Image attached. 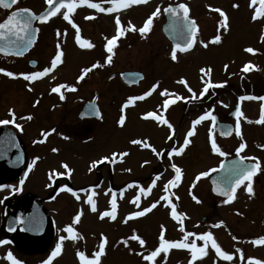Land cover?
Masks as SVG:
<instances>
[{
	"label": "flooded vegetation",
	"instance_id": "af4514ba",
	"mask_svg": "<svg viewBox=\"0 0 264 264\" xmlns=\"http://www.w3.org/2000/svg\"><path fill=\"white\" fill-rule=\"evenodd\" d=\"M6 3L10 7L0 5V22L21 8L37 15L50 6L51 0L45 1L42 8L38 6L41 2L26 4L24 0H7ZM69 3L63 4L48 20L36 23L37 38L26 52L0 53V132L13 138L14 154L9 172L0 177L2 232H6L5 221L9 216L18 210L23 215L29 213L33 202L45 206V202L55 201L58 196L80 201L90 196L91 187L102 188L104 177L94 184L86 180L74 182L76 165L90 169L89 165H123L132 159V165H151V173L141 180L181 185L190 180V165H201L208 150L210 155H218L214 160L216 167L212 168L215 172L223 161L240 155L221 147L235 144L233 147L237 148L235 132L242 128L243 117L246 129L240 133L250 151L248 156H240L255 165L256 170L233 194L211 195L216 202L233 205V199L241 191L246 193L243 199L250 200L258 193L256 186L264 188V67L251 64L246 69L262 70L257 85L249 79L241 93H236L237 88L230 92L224 88L214 94L219 97L217 100L205 97L226 83L216 80L215 68H210L209 76L201 67L193 73L184 71L185 68L153 65V0H70ZM190 12L189 7V17L194 19ZM195 22L198 28L190 52L198 45L199 25ZM69 38L72 40L69 46L86 51L89 57L96 54L73 74L59 72L67 61L65 48ZM164 38L168 42L166 54L181 57L190 53L177 51L165 35ZM124 71L137 73L132 84L122 80ZM168 80L184 91L175 94L164 90ZM196 85H200L198 91ZM124 90L131 92L126 95ZM197 92L200 97L193 98ZM86 104L90 105L92 116H81ZM237 108L239 114L234 117ZM108 111H111L110 128L114 126L117 134V149L111 153H107ZM216 118L234 125L231 136L219 134ZM91 148L99 156L83 157ZM55 151L70 153L71 159L59 158L40 165ZM166 169L174 172L173 177L163 180ZM200 176L194 177V185ZM47 211L50 212L49 208ZM232 211L239 215L243 212L239 207H233ZM173 214L184 218L187 211L180 209L177 202ZM50 218L49 213V226ZM16 232L43 240L18 229ZM198 236H204L203 241L191 245L199 254L210 252L213 264H236L234 253L224 242V238L233 239L230 232L218 225L213 232L200 231ZM1 237L0 249L12 244ZM248 240L245 261L248 264L259 259L264 261V255L254 251L264 247V234L254 233ZM182 245L190 252V244L183 242ZM248 248L253 252L247 256ZM51 261L44 259L38 264H52Z\"/></svg>",
	"mask_w": 264,
	"mask_h": 264
},
{
	"label": "rangeland",
	"instance_id": "374dc122",
	"mask_svg": "<svg viewBox=\"0 0 264 264\" xmlns=\"http://www.w3.org/2000/svg\"><path fill=\"white\" fill-rule=\"evenodd\" d=\"M24 1L26 4L41 2L38 6L42 8L47 0ZM180 2L189 5L190 16L199 25L198 45L187 55L171 57L166 54L165 45L168 42L161 29L165 20L163 9L169 4ZM153 18V65L165 64L193 73L201 67L209 76L210 70L215 68L216 80L226 82L224 87L211 90L205 96L215 100L219 97L214 94L224 88L228 92L237 88V94L245 91L244 86L249 79L257 85L262 70L246 69L251 64L264 67V0H153ZM70 42L72 40L67 39V61L59 72L72 73L81 68L85 60L96 56L89 57L86 51L69 46ZM126 56L127 50L124 51L125 67L128 66ZM169 81L163 85L164 90L175 94L184 91ZM198 86H195L196 91L199 90ZM124 92L127 95L131 91ZM199 95L197 92L193 98ZM186 96L191 98L190 95ZM110 113L107 112V153L117 149V134L114 126L110 128ZM240 120L242 128L235 132L237 148L233 147L235 144L229 143L222 146L221 150L248 156L249 144L240 133L246 129L245 117ZM69 154L55 151L40 165H47L59 158L71 159ZM94 154V148H91L83 157ZM222 157L223 154L220 159ZM215 158L218 155L212 156L207 150L206 159L201 161V165H190V180L170 186L168 191L172 195L167 192L164 198L161 189L166 187L151 180H141V177L151 173V165H132V159L123 165H89L90 169L85 165H76L74 182L86 180L94 184L104 177L102 188L95 190L91 187L90 196L80 201L58 196L55 201L45 202V207L50 211L51 224L43 240L29 238L16 231L10 235L6 230L2 232L0 212V236L12 243L0 249V264H22L20 259L28 264H38L52 257V264H213L210 252L202 255L192 249L195 253L193 256L187 248L181 250L176 244L185 242L192 246V242H202L204 236H198V232H213L218 225L234 236L229 241L224 238L225 247L234 253L233 263L248 264L245 261L248 236L264 234V188L256 186L258 193L250 200L243 199L246 193L241 191L233 199V205L216 202L208 181L214 170L211 168L216 167ZM165 173L163 180L173 177L174 172L166 169ZM198 175L201 176L194 185L192 181ZM170 199H176L180 209L187 211L186 218L174 220L169 211ZM233 207H239L242 214L234 213ZM186 231H189L188 236L185 235ZM254 251L259 256L264 255L263 246ZM250 252L253 250L248 248L247 256ZM253 264H264V261L259 259Z\"/></svg>",
	"mask_w": 264,
	"mask_h": 264
},
{
	"label": "water",
	"instance_id": "95a60500",
	"mask_svg": "<svg viewBox=\"0 0 264 264\" xmlns=\"http://www.w3.org/2000/svg\"><path fill=\"white\" fill-rule=\"evenodd\" d=\"M13 2L14 0H9ZM7 0H0V5L8 6ZM70 0H52L50 6L35 15L28 8H21L11 12L0 22V53L22 54L34 43L38 35L36 23H41L51 18L59 11L63 4H70ZM165 23L162 31L173 46L186 52L195 44V32L198 28L194 19L189 17V8L185 3L168 5L163 10ZM134 71H124L121 74L126 84H132L135 80ZM238 110L233 113L237 116ZM81 116H92L90 105L86 104L81 111ZM217 131L223 137H229L233 133V125L221 122L217 118ZM14 161L13 138L9 134L0 132V177H4L10 170ZM255 165L237 156L222 163L217 172L209 178L213 195L226 197L239 188L248 176L254 174ZM36 203V204H35ZM19 229L28 236L44 239L48 233V213L44 206L37 202L31 204V211L22 214L18 210L5 221V230L9 233Z\"/></svg>",
	"mask_w": 264,
	"mask_h": 264
}]
</instances>
